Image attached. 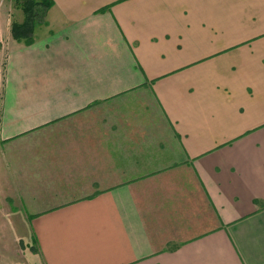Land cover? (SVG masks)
I'll return each instance as SVG.
<instances>
[{
  "label": "crops",
  "instance_id": "obj_1",
  "mask_svg": "<svg viewBox=\"0 0 264 264\" xmlns=\"http://www.w3.org/2000/svg\"><path fill=\"white\" fill-rule=\"evenodd\" d=\"M53 1L0 94L42 264H264V0Z\"/></svg>",
  "mask_w": 264,
  "mask_h": 264
},
{
  "label": "rangeland",
  "instance_id": "obj_2",
  "mask_svg": "<svg viewBox=\"0 0 264 264\" xmlns=\"http://www.w3.org/2000/svg\"><path fill=\"white\" fill-rule=\"evenodd\" d=\"M23 14L11 0H0V94L3 83L4 69L6 64L7 44L5 37L11 36L10 25L12 21L21 22ZM57 25V21H52L51 27ZM47 25L37 26L32 37L38 36L41 32H47ZM1 139V138H0ZM2 141V140H1ZM0 161L4 163L3 152L0 149ZM1 169V168H0ZM2 174V173H1ZM0 174V264H42L37 255L36 244L32 241L31 229L28 226L31 213L26 210L23 199L18 198V203L14 198V193L7 186V181ZM4 175V174H2ZM6 187V189H5ZM7 194L11 195L8 196ZM20 209V211H19Z\"/></svg>",
  "mask_w": 264,
  "mask_h": 264
},
{
  "label": "trees",
  "instance_id": "obj_3",
  "mask_svg": "<svg viewBox=\"0 0 264 264\" xmlns=\"http://www.w3.org/2000/svg\"><path fill=\"white\" fill-rule=\"evenodd\" d=\"M23 14L21 22L12 21L10 32L13 39L31 44L34 40L32 34L37 26L46 25V13L54 4L53 0H11ZM32 236V241L36 244V238ZM36 252V248H31Z\"/></svg>",
  "mask_w": 264,
  "mask_h": 264
}]
</instances>
